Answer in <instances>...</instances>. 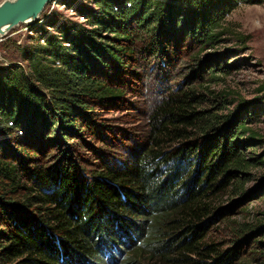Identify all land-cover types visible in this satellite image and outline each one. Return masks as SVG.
I'll list each match as a JSON object with an SVG mask.
<instances>
[{"label":"trees","instance_id":"1","mask_svg":"<svg viewBox=\"0 0 264 264\" xmlns=\"http://www.w3.org/2000/svg\"><path fill=\"white\" fill-rule=\"evenodd\" d=\"M236 1L93 0L78 7L85 22L26 51L31 73L0 70V264H230L208 234L219 194L242 193V176L264 163L232 141L261 136L248 121L223 131L228 117L192 86L162 98L129 159L101 154L85 173L88 142L74 139L77 128L101 134L93 114L124 100L120 74L130 77L139 49L171 61L184 40L215 43Z\"/></svg>","mask_w":264,"mask_h":264},{"label":"rangeland","instance_id":"2","mask_svg":"<svg viewBox=\"0 0 264 264\" xmlns=\"http://www.w3.org/2000/svg\"><path fill=\"white\" fill-rule=\"evenodd\" d=\"M236 2V7L222 21L224 29L217 31L219 37L215 43L184 40L176 50L170 47L171 61L158 52L151 55L146 50H138V59L129 70L133 75L127 78L120 74L125 79L120 80L126 88L124 100L99 106L93 114V117L97 115L94 121L105 125L100 129L101 134H93L87 128L76 130L80 136L74 142H88L84 151L78 147L84 155L82 171L88 173L96 168L95 162H100L101 154H109L106 160L113 163L132 157L134 152L126 148L138 137L145 136L156 105L171 91L192 86L206 97L202 107L228 117L223 131H235L241 119L248 121V127L261 136L250 139L247 133L240 138L233 137L232 141L243 146L241 151L250 158L264 160V0ZM79 5L91 7L93 0H53L35 24H20L0 36V70L14 64L11 70L15 66L23 67L26 74L31 73V60L26 57V51L46 45L49 36L58 33L61 23L85 22L86 18H78ZM109 126L110 130L106 129ZM112 135L117 138L111 139ZM142 144L138 139L137 147ZM121 147L123 152L119 150ZM242 178L246 181L242 193L231 195V189H227L219 194L220 213L213 216L208 235L226 256H231L230 264H264V163L251 167ZM241 222L251 225L252 230L239 236L236 231ZM132 249L126 250L120 263ZM145 263L162 264L155 259Z\"/></svg>","mask_w":264,"mask_h":264},{"label":"water","instance_id":"3","mask_svg":"<svg viewBox=\"0 0 264 264\" xmlns=\"http://www.w3.org/2000/svg\"><path fill=\"white\" fill-rule=\"evenodd\" d=\"M52 0H3L0 3V35L29 19L40 17Z\"/></svg>","mask_w":264,"mask_h":264},{"label":"bare ground","instance_id":"4","mask_svg":"<svg viewBox=\"0 0 264 264\" xmlns=\"http://www.w3.org/2000/svg\"><path fill=\"white\" fill-rule=\"evenodd\" d=\"M52 1H53V0H52ZM52 1L49 2V3L47 4V6H48L50 3H52ZM46 9H47V7H46ZM46 9L43 10V12L41 13L42 15H43L44 12L46 11ZM40 18H41V15H40V17H39L38 19H36V20H31V19H29V20H27V21H25V22H23V23H20V24L32 25V24H35ZM20 24H19V25H20ZM19 25H16V26H19ZM16 26H15V27H16ZM13 28H14V27H13ZM11 29H12V28H11ZM11 29H6L5 32H4L3 34H1L0 36H4V35H6Z\"/></svg>","mask_w":264,"mask_h":264},{"label":"built area","instance_id":"5","mask_svg":"<svg viewBox=\"0 0 264 264\" xmlns=\"http://www.w3.org/2000/svg\"><path fill=\"white\" fill-rule=\"evenodd\" d=\"M128 5H131V3H128ZM75 13V12H74ZM74 13H72L73 15H74ZM78 18L79 19H84L85 20V16L83 15V14H81V15H78Z\"/></svg>","mask_w":264,"mask_h":264}]
</instances>
